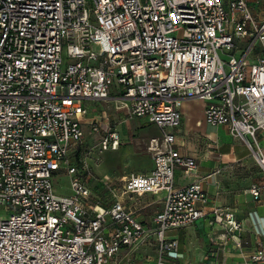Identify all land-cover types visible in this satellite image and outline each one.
<instances>
[{"label": "built area", "instance_id": "2783aa9c", "mask_svg": "<svg viewBox=\"0 0 264 264\" xmlns=\"http://www.w3.org/2000/svg\"><path fill=\"white\" fill-rule=\"evenodd\" d=\"M110 99L159 136L147 144L150 172L122 178L104 207L89 203L76 151L84 102ZM183 100H203L205 122L225 126L264 168V21L246 0H0V264H108L150 236L152 264H170L179 244L169 233L202 218L207 203L199 181L174 185L176 169L196 167L175 147ZM118 144L108 129L97 146ZM60 174L66 194L53 184ZM145 193L162 195L150 231L123 202ZM209 224L223 230L216 243L242 247L232 212L213 208ZM250 259L264 262V248Z\"/></svg>", "mask_w": 264, "mask_h": 264}, {"label": "crops", "instance_id": "0c3cea01", "mask_svg": "<svg viewBox=\"0 0 264 264\" xmlns=\"http://www.w3.org/2000/svg\"><path fill=\"white\" fill-rule=\"evenodd\" d=\"M222 1L227 3L229 0ZM250 1L252 0H246L247 4ZM94 103L102 106L91 110L84 105L86 115L82 130L88 121L94 119L99 122L101 133L108 129L117 132L118 147L106 151L119 152L125 149L123 143H126L124 137L127 134L140 133L144 139H147L146 150L149 139L159 136L157 127L147 119L131 117L126 111L116 109L114 99ZM205 105L203 100H183L179 106L182 119L180 126L174 130L175 147L181 154L193 159L196 167L188 173L176 169L174 185L183 187L193 181H199L207 197V203L203 206L205 215L202 218L190 226L169 233V236L176 238L179 244L176 255L170 258L169 262L170 264H264L250 259L256 250L264 248V168L257 163L240 140L229 134L225 126H213L205 122ZM145 125H149L150 128H144ZM258 142L264 152V133H258ZM82 145L83 142L78 147L77 154L82 152ZM128 153H131L133 159L137 158L136 153L132 151ZM151 169L152 157L148 162L144 161L124 168L118 173L117 178L114 175H107L102 180L110 183L111 193L115 199L120 195L121 190L120 186L117 188L114 185L115 181H121L132 173L146 174ZM252 189L258 191V196L252 194ZM132 199H137L138 203H130ZM161 199L162 195L150 193L141 196L131 194L123 196L125 206L149 231L153 227V216L162 206ZM140 200H148V204L157 206L147 219V216L140 214V210L148 204L142 205ZM213 208L229 210L241 223V230L236 233L242 243L241 248H237L230 239L216 243L215 238H218L223 230L219 225L209 224ZM155 253V240L150 236L146 242L137 247H123L108 264H152Z\"/></svg>", "mask_w": 264, "mask_h": 264}, {"label": "rangeland", "instance_id": "374dc122", "mask_svg": "<svg viewBox=\"0 0 264 264\" xmlns=\"http://www.w3.org/2000/svg\"><path fill=\"white\" fill-rule=\"evenodd\" d=\"M248 7L252 13L253 19L256 23L264 21V0H252L248 3ZM65 60V56H64ZM84 105L88 109H99L102 104L94 103L93 101H85ZM107 110V108H105ZM90 121H88L86 127H84L83 135V145H82V157L85 158V164L88 168L89 178L88 186L90 189L91 197L90 204L98 203L101 206L107 207L110 202L114 199L113 193H111L110 183L102 180L103 177L115 176L118 177V173L126 167L138 165L141 162H148L151 157V153L146 150L147 139H144L140 133L127 134L124 137L123 147L125 149L119 152L112 151H100L97 143L100 140L102 133H91ZM144 128H150L149 125H145ZM156 137V136H155ZM134 152L137 155L136 159L131 157V153ZM115 181V180H114ZM116 187H121V181L114 182ZM53 184L55 190L59 194H66L69 192L68 186L69 181L67 176L59 175L53 178ZM130 203H138L137 199H132ZM142 205H147L148 200H140ZM157 209L154 204H148L143 209L140 210V214L147 216L146 219ZM8 216L7 212L0 207V218H6ZM108 220V217H107ZM149 254V253H148ZM124 263V261H122Z\"/></svg>", "mask_w": 264, "mask_h": 264}]
</instances>
